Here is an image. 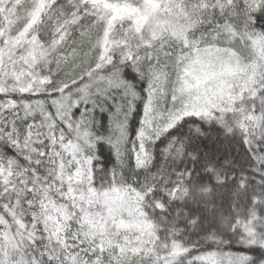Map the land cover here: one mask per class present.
<instances>
[{"label":"snow or ice","instance_id":"6c2138e0","mask_svg":"<svg viewBox=\"0 0 264 264\" xmlns=\"http://www.w3.org/2000/svg\"><path fill=\"white\" fill-rule=\"evenodd\" d=\"M0 264H264V0H0Z\"/></svg>","mask_w":264,"mask_h":264}]
</instances>
